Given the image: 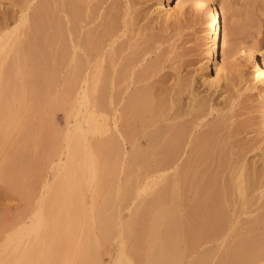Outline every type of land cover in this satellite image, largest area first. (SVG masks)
Wrapping results in <instances>:
<instances>
[{
	"label": "rangeland",
	"instance_id": "374dc122",
	"mask_svg": "<svg viewBox=\"0 0 264 264\" xmlns=\"http://www.w3.org/2000/svg\"><path fill=\"white\" fill-rule=\"evenodd\" d=\"M11 1L0 0V24L6 17L16 14L14 11L18 7L11 5ZM18 1L20 3L22 0ZM155 2L89 0L85 6L79 41L84 39L83 31L96 26L103 17L116 11L119 17L129 20L128 29L118 38V42L128 44L126 52H143L134 74H141L142 82L134 80L127 92L123 93L124 81L119 76V88L113 90L108 86L111 70L108 60H105V71L99 75L106 80L103 81L106 86L90 92L88 98L91 97V100L86 106H81V110L94 108L95 121L101 127V130L92 132L84 123L85 143L89 145L86 150L89 154L88 172L95 174L92 181L87 179V173L81 178L70 172L65 159L66 132L75 121L72 107L78 106V99L74 88L69 89L64 84L63 64L57 58L58 54L52 56L49 52L56 51L60 41L42 39L40 44L46 58L38 60L39 66L48 67L43 73H31L29 70L33 63L30 58L33 55L31 46L23 49L25 55L20 58H16L14 52L6 56L8 64L19 61L23 69H4L0 74V246L8 235L15 234L18 227L28 225L37 215L43 213L53 219L60 204L64 211H72L76 200L81 199L98 234H101V228L106 223L105 217L111 211H114L116 220L123 224L124 231L128 225L123 231V242L126 258L131 264H161L154 261L161 256L164 264H256L254 252L264 251V220L256 219L264 211V195L258 197L256 203L255 198L245 206L239 203L240 212L235 211L233 214V205H225L228 217L224 225L232 229L214 233L208 230L214 216L206 214L203 210L205 207L201 212L194 210L195 216L189 213L176 218L174 213H169L165 223L171 227L158 229L157 212L161 203L156 191L138 194L137 184H134L135 190L126 194L122 190L129 179V182H135L134 176L138 175L136 171H140L137 180L141 183L144 178L157 173L153 160L156 156H146L147 161L141 165L138 157L132 156L130 152L122 153L120 148L115 147H121L122 139L117 136L112 124L110 96L117 93L121 109L127 93L137 85L145 84L156 95L160 90L173 87L178 78L190 77L208 59L206 26L201 22L203 10L189 1L181 11L167 17L154 11ZM171 2L176 4L177 0ZM209 2L219 10L225 5L229 7L226 13L229 46L241 42L255 54L258 50L264 51V0ZM47 3L53 18L62 22L66 0H47ZM235 26H239L236 32ZM47 29L48 33L51 32V28ZM21 38L26 40L24 35ZM62 44L67 42L64 40ZM82 58L85 62V57ZM218 59L221 60L220 55ZM229 60L231 79L226 84L228 91L225 92L229 94V104L220 103L217 106L219 112L207 117L209 122L219 120L222 123L217 140L215 138L218 145L213 143L216 147L213 145L214 153L212 151L211 161L208 160L212 164L206 161L211 165L206 170L211 172L213 168L214 171L216 165L218 168L224 162V174L226 161L245 160L251 167L250 171L257 172L264 180V121L260 113V97L256 88H247L251 84L248 74L250 63L243 62L237 55ZM93 62L87 61L88 64ZM102 74L106 77L102 78ZM122 95L124 98H120ZM212 98L218 101L220 97L215 98L213 95ZM93 99L99 103H94ZM124 116L122 111L117 121L119 131L124 128ZM129 142L123 140L127 151L131 149ZM145 144L147 141H143L140 146L144 147ZM205 165L202 168L208 167ZM195 176H192L193 179ZM151 186L150 190L153 189ZM64 193L74 197L62 202ZM188 194L181 196L182 213H187V204L195 201L193 191ZM111 199L115 201L112 210ZM164 203H169V195ZM119 240L120 236L114 231L110 240L98 246L97 253L102 264L113 263Z\"/></svg>",
	"mask_w": 264,
	"mask_h": 264
},
{
	"label": "bare ground",
	"instance_id": "6f19581e",
	"mask_svg": "<svg viewBox=\"0 0 264 264\" xmlns=\"http://www.w3.org/2000/svg\"><path fill=\"white\" fill-rule=\"evenodd\" d=\"M13 1L11 5L18 7L17 11H14L16 14L6 17L0 24V74L4 69L22 70L19 61L8 64L5 58L12 52L16 58H20L25 55L23 49L30 46L33 53L30 56L33 59L29 67L30 72L47 71L48 67L39 66L38 60L46 58L40 43L43 42L42 39L60 41L57 50L49 52L52 56L58 54L57 58L63 64L64 84L69 89L74 88L78 99L76 100L78 106L72 107L75 121L66 132L65 159L68 161L70 172L81 178L87 173V179L92 181L95 174L92 171L88 172L89 154L86 150L89 145L85 143L84 123L92 132L101 130V127L95 121L94 108L81 110V106L87 105L91 100V97L88 98L90 92L106 86V83L104 84L106 80L101 79L99 75L105 71L103 64L105 60H108L111 70L108 86L113 90L119 88V76H122L124 81L123 93L127 92L129 84L134 80L142 82L143 76L134 74L135 67L142 60L143 52L140 50L126 52L128 44L118 42V38L128 29L129 20L119 17L116 11L110 12V15L103 17L96 26L83 31L84 39L79 41L83 28V12L89 0H66L63 23L53 18V12L47 9L50 8L47 0L40 2L37 0V3L34 0H20V3L18 0ZM189 1L204 12L201 22L206 26L207 62L196 69L190 77L178 78L173 87L169 90H160L156 95L145 84L137 85L133 91L127 93L121 109L119 97L117 93H113L110 96L112 124L117 130V136L122 139L121 147L118 145L115 147L120 148L122 153L130 152L132 156L138 157L139 164L147 161L146 156H156L153 160L157 173L144 178L141 183L137 180L140 171H136L138 175L135 172V182L132 184L129 179L124 184L122 188L124 194L135 190L134 184L135 186L137 184L138 194L156 191L161 203L157 212L158 229L162 230L171 227L165 223L167 214L174 213L176 218L187 216L189 213L195 216L194 210L201 212L205 207L203 209L205 213L214 216L213 224L208 230L217 233L232 229L224 225V220L228 217L225 205H233V214L235 211L240 212L239 203L245 206L253 198L256 203L258 197L264 195V180L257 172L250 171L251 167L245 160L226 161L224 174L222 173L224 162L219 164L218 168L216 165L214 171L213 168L211 172L206 170L212 164L208 160L212 157L214 146L218 145L215 138L222 123L219 120L209 122L207 117L219 112L217 106L220 103L229 104V94L225 93L228 91L226 84L231 79L229 59L237 55L243 62L250 63L251 70L248 74L251 84L247 88H256L260 97V113L264 121V51L258 50L255 54L241 42L233 46L228 45L226 13L229 7L226 5L219 10L209 0H177L176 4L171 0H156L154 11L169 17L181 11ZM47 28H51V32L48 33ZM238 29L239 26H235L234 32ZM21 35H24L26 40H23ZM64 40L67 44H62ZM82 56L85 57V62ZM92 60L94 62L88 64ZM106 75L103 77L102 74V78ZM213 95L215 98L220 97L219 100H214ZM121 97L124 98L123 95ZM94 99L93 102L98 104L99 102ZM122 111L125 115V125L123 130L119 131L117 121ZM126 139L130 141L129 151L123 145V140ZM143 141H147V144L141 147ZM202 165L208 167H203L204 170ZM169 170L171 172L168 174ZM193 175L197 177L193 179ZM150 186L153 189L150 190ZM192 191L195 201L193 203L190 201L191 204H187L188 212L182 213L181 196ZM167 194L169 203H164ZM73 197L64 193L62 202ZM114 204L115 201L111 199V210ZM61 205L58 206L53 219L41 213L28 225L18 227L15 234L8 235L0 246V264H102L97 248L102 242L110 240L114 231L118 233L120 240L116 244V257L112 264H131L126 258L123 242L128 225L124 231L123 224L116 220L114 211L105 217V226H102V232L98 234L93 219L90 218V214L88 215L81 199L76 200L72 211L69 209L64 211ZM256 219L264 220V211L260 212ZM174 222L173 226L176 227L177 224ZM250 230L252 229L248 231ZM254 256L256 264H264V251L260 253L255 251ZM154 261L164 264L162 256L155 258Z\"/></svg>",
	"mask_w": 264,
	"mask_h": 264
}]
</instances>
